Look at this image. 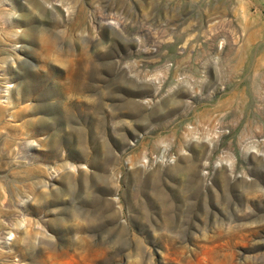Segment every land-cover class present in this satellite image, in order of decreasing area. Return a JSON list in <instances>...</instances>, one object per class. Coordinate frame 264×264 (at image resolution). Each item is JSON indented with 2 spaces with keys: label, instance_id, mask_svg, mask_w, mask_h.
<instances>
[{
  "label": "rangeland",
  "instance_id": "obj_1",
  "mask_svg": "<svg viewBox=\"0 0 264 264\" xmlns=\"http://www.w3.org/2000/svg\"><path fill=\"white\" fill-rule=\"evenodd\" d=\"M263 84L264 0H0V264H264Z\"/></svg>",
  "mask_w": 264,
  "mask_h": 264
},
{
  "label": "bare ground",
  "instance_id": "obj_2",
  "mask_svg": "<svg viewBox=\"0 0 264 264\" xmlns=\"http://www.w3.org/2000/svg\"><path fill=\"white\" fill-rule=\"evenodd\" d=\"M187 4H188V3H187ZM72 59H73V58H72ZM97 60H98V59H97ZM81 64H82V63H81ZM73 65H74V64H73ZM79 65H80V64H79ZM80 66H81V65H80ZM77 67H78V66H77ZM73 70H74V69H73ZM73 70H72V71H73ZM80 70H81V69H80ZM78 72H79V71H78ZM82 72H83V71H82ZM116 72H117V71H116ZM83 74H84V73H82V75H83ZM75 75H76V73H75ZM75 75L71 78V79L74 80V81L76 80ZM79 77H80V76H79ZM81 77H83V76H81ZM67 78H68V77H67ZM256 78H257V77H256ZM256 78H255V79H256ZM71 79H70V80H71ZM77 79H78V78H77ZM255 79H254V80H255ZM246 80H247V79H246ZM74 81H73V82H74ZM77 81H78V80H77ZM255 81H256V80H255ZM59 83H60V82H59ZM69 84H70V83H69ZM74 84H75V82H74ZM76 84H77V83H76ZM72 85H73V84H72ZM256 85H257V84H256ZM74 86H75V85H74ZM78 86H79V84H78ZM263 86H264V84H263ZM70 87H71V85H70ZM80 87H81V86H80ZM258 87H259V86H258ZM72 88L74 89V87H72ZM73 89H72V90H73ZM75 89H76V88H75ZM77 89L79 90V88H77ZM84 89H85V87H84ZM233 91H234V90H233ZM64 92H65V91H64ZM67 98H68V97H67ZM77 98H78V97H77ZM75 100H76V99H75ZM69 101H70V100H69ZM79 101H80V100H79ZM75 102H76V101H75ZM77 102H78V99H77ZM81 102H82V101H81ZM63 103H64V102H63ZM63 103H61V104H63ZM84 103H85V102H84ZM65 104L67 105V104H68V101H66ZM59 105H60V103H59ZM64 108H65V107H64ZM97 109H98V108H97ZM96 114H97V113H96ZM71 117H72V116H71ZM68 118H69V117H68ZM66 119H67V118H66ZM100 119H101V118H100ZM100 119H98V122H97L98 124H99V122H100ZM68 120H69V119H68ZM101 126H102V125H101ZM95 128H96V127H95ZM101 129H102V128H101ZM79 139H80V137H79L77 140H79Z\"/></svg>",
  "mask_w": 264,
  "mask_h": 264
}]
</instances>
